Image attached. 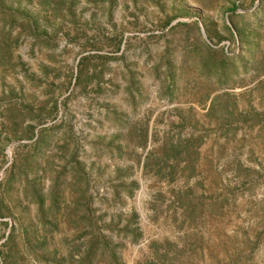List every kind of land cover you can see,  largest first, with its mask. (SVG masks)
<instances>
[{
  "label": "rangeland",
  "instance_id": "374dc122",
  "mask_svg": "<svg viewBox=\"0 0 264 264\" xmlns=\"http://www.w3.org/2000/svg\"><path fill=\"white\" fill-rule=\"evenodd\" d=\"M0 264H264V0H0Z\"/></svg>",
  "mask_w": 264,
  "mask_h": 264
},
{
  "label": "trees",
  "instance_id": "16d2710c",
  "mask_svg": "<svg viewBox=\"0 0 264 264\" xmlns=\"http://www.w3.org/2000/svg\"><path fill=\"white\" fill-rule=\"evenodd\" d=\"M233 11H235L237 9V6L233 7ZM232 11V12H233ZM92 55H86V56H82L79 63H78V66H81L83 64V62H85L86 60H88L89 58H91ZM79 73H81V69H79L78 71ZM39 139V136L37 137L36 141ZM193 143V141H192ZM198 143V142H197ZM198 148H199V144H195V145H192V172L194 173L196 171V169L198 168V164L195 162V158L196 156L199 154L198 153ZM150 156H151V153H150ZM148 160H149V155L148 157H146L145 159V164H144V167L145 169L149 166V163H148ZM136 183L135 182H132L131 185H135ZM239 249L242 251L241 247L239 246Z\"/></svg>",
  "mask_w": 264,
  "mask_h": 264
}]
</instances>
